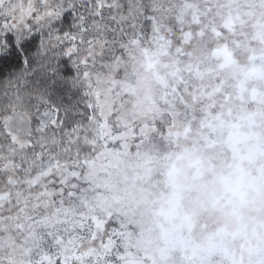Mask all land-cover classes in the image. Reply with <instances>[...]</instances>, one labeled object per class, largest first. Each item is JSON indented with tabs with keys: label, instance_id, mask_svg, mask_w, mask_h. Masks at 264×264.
<instances>
[{
	"label": "snow or ice",
	"instance_id": "1",
	"mask_svg": "<svg viewBox=\"0 0 264 264\" xmlns=\"http://www.w3.org/2000/svg\"><path fill=\"white\" fill-rule=\"evenodd\" d=\"M0 264H264V0H0Z\"/></svg>",
	"mask_w": 264,
	"mask_h": 264
}]
</instances>
